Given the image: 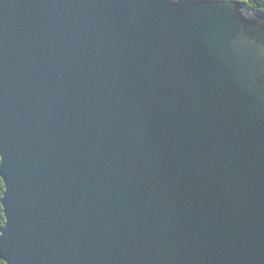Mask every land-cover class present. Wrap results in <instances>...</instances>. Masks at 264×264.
Listing matches in <instances>:
<instances>
[{
    "label": "water",
    "instance_id": "obj_1",
    "mask_svg": "<svg viewBox=\"0 0 264 264\" xmlns=\"http://www.w3.org/2000/svg\"><path fill=\"white\" fill-rule=\"evenodd\" d=\"M231 0H0L5 264H264V16Z\"/></svg>",
    "mask_w": 264,
    "mask_h": 264
},
{
    "label": "trees",
    "instance_id": "obj_2",
    "mask_svg": "<svg viewBox=\"0 0 264 264\" xmlns=\"http://www.w3.org/2000/svg\"><path fill=\"white\" fill-rule=\"evenodd\" d=\"M239 2L242 3L244 6H246L247 8L251 9L252 11L260 13L264 16V0H247V2H245V0H240ZM3 192H4V184L0 179V231L5 225V217L1 205ZM0 262L2 261L0 260ZM3 264L5 263L3 262Z\"/></svg>",
    "mask_w": 264,
    "mask_h": 264
},
{
    "label": "rangeland",
    "instance_id": "obj_3",
    "mask_svg": "<svg viewBox=\"0 0 264 264\" xmlns=\"http://www.w3.org/2000/svg\"><path fill=\"white\" fill-rule=\"evenodd\" d=\"M231 1H236V2H239L240 0H231ZM242 6H244V5H242Z\"/></svg>",
    "mask_w": 264,
    "mask_h": 264
},
{
    "label": "snow or ice",
    "instance_id": "obj_4",
    "mask_svg": "<svg viewBox=\"0 0 264 264\" xmlns=\"http://www.w3.org/2000/svg\"><path fill=\"white\" fill-rule=\"evenodd\" d=\"M245 2H247V0H245ZM251 6V5H250ZM0 264H3V262H0Z\"/></svg>",
    "mask_w": 264,
    "mask_h": 264
}]
</instances>
